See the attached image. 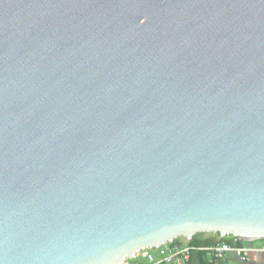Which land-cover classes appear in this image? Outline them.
Here are the masks:
<instances>
[{
	"label": "water",
	"instance_id": "95a60500",
	"mask_svg": "<svg viewBox=\"0 0 264 264\" xmlns=\"http://www.w3.org/2000/svg\"><path fill=\"white\" fill-rule=\"evenodd\" d=\"M264 239V0H0V264H120Z\"/></svg>",
	"mask_w": 264,
	"mask_h": 264
},
{
	"label": "built area",
	"instance_id": "2783aa9c",
	"mask_svg": "<svg viewBox=\"0 0 264 264\" xmlns=\"http://www.w3.org/2000/svg\"><path fill=\"white\" fill-rule=\"evenodd\" d=\"M228 241H219L212 245H194L189 240H174L155 248H146L134 253L120 264H194V254L201 253L206 264H222L231 252L241 260L251 253H264V242L244 240L239 235H228ZM261 240V239H260Z\"/></svg>",
	"mask_w": 264,
	"mask_h": 264
},
{
	"label": "crops",
	"instance_id": "0c3cea01",
	"mask_svg": "<svg viewBox=\"0 0 264 264\" xmlns=\"http://www.w3.org/2000/svg\"><path fill=\"white\" fill-rule=\"evenodd\" d=\"M257 243H261V242H257ZM201 259L206 261V258L203 254L201 253L194 254L193 263L202 264ZM222 264H264V253H259V254L251 253L248 255L246 260H241L236 253L231 252L228 254V257L223 261Z\"/></svg>",
	"mask_w": 264,
	"mask_h": 264
},
{
	"label": "trees",
	"instance_id": "16d2710c",
	"mask_svg": "<svg viewBox=\"0 0 264 264\" xmlns=\"http://www.w3.org/2000/svg\"><path fill=\"white\" fill-rule=\"evenodd\" d=\"M176 240H180V239H176ZM228 240H229L228 236H221L219 233L211 232V233H198L191 240H189V243L194 245L206 246V245L215 244L219 241H228ZM258 242H264V239H261ZM201 261L202 264H206V261H204L203 259H201Z\"/></svg>",
	"mask_w": 264,
	"mask_h": 264
},
{
	"label": "rangeland",
	"instance_id": "374dc122",
	"mask_svg": "<svg viewBox=\"0 0 264 264\" xmlns=\"http://www.w3.org/2000/svg\"><path fill=\"white\" fill-rule=\"evenodd\" d=\"M178 239H180V240H186V238H184V237H180V238H178ZM259 240H257V241H255L256 243L258 242Z\"/></svg>",
	"mask_w": 264,
	"mask_h": 264
}]
</instances>
